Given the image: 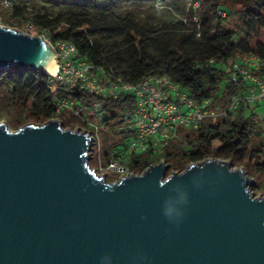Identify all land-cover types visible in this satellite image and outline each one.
<instances>
[{
    "label": "water",
    "instance_id": "obj_1",
    "mask_svg": "<svg viewBox=\"0 0 264 264\" xmlns=\"http://www.w3.org/2000/svg\"><path fill=\"white\" fill-rule=\"evenodd\" d=\"M43 35L0 25V69L48 71ZM93 139L58 119L0 122V264H264V196L228 160L167 172L164 160L109 182Z\"/></svg>",
    "mask_w": 264,
    "mask_h": 264
},
{
    "label": "trees",
    "instance_id": "obj_2",
    "mask_svg": "<svg viewBox=\"0 0 264 264\" xmlns=\"http://www.w3.org/2000/svg\"><path fill=\"white\" fill-rule=\"evenodd\" d=\"M71 1L73 5L67 10L34 14L29 34L43 35L51 45L72 42L80 58L128 82L166 74L198 102L212 98L228 106L233 96L243 92L245 84L234 82L218 64L229 63L237 53L264 56V0H234L226 11L218 0H211L209 10L202 2L193 12H188L185 4L181 6V0ZM158 3L170 6L177 18L157 20L154 14L146 18L135 14L134 10L144 7L155 9ZM220 11L226 15L221 16ZM25 12L15 6V14ZM50 79L43 70L16 65L0 69V84L11 91L15 102L35 122H44L58 113L52 104L56 95L79 100L87 107L100 104L105 126L136 108L132 97L113 99L79 89L68 90L51 84ZM62 123L64 128H72L69 122ZM256 126L257 116H245L240 109L232 119L180 128L164 147L163 156L156 157L152 151L133 154L129 164L133 171L141 173L162 159L167 163L175 159L174 169L183 171L190 163L224 158L232 167L242 166L250 174L255 170L257 176L264 177V145L252 147ZM120 145L119 141L113 142L105 157L109 160L111 151ZM255 182L259 186L258 180Z\"/></svg>",
    "mask_w": 264,
    "mask_h": 264
},
{
    "label": "built area",
    "instance_id": "obj_3",
    "mask_svg": "<svg viewBox=\"0 0 264 264\" xmlns=\"http://www.w3.org/2000/svg\"><path fill=\"white\" fill-rule=\"evenodd\" d=\"M220 15L225 16L226 13L220 11ZM29 31L28 29L27 33ZM52 47L56 53L59 70L54 75L49 74L51 84L113 99L125 96L135 99L134 112L121 116L122 120L129 124L127 129L133 136L128 140L127 147L118 146L111 151V158L104 167L108 173H116L120 177L138 173L133 171L129 164L133 154L148 151L157 153L158 150L164 149L180 128H197L206 118H228L237 113L242 105L255 109L260 101L264 106V56L255 53H237L226 67H223L234 82L243 81L245 84L243 92L233 96L228 106L224 107L221 102L212 98L202 102L196 101L166 74L149 75L137 83H132L121 76L107 74L103 68L80 58L72 42L61 41ZM52 104L57 107L58 113L68 108L75 116H82L83 110L105 116L98 103L87 107L79 100L56 95ZM88 126L85 123L81 130L89 132L93 139L92 156L97 140ZM163 127L172 130L174 135L165 133L158 136Z\"/></svg>",
    "mask_w": 264,
    "mask_h": 264
},
{
    "label": "rangeland",
    "instance_id": "obj_4",
    "mask_svg": "<svg viewBox=\"0 0 264 264\" xmlns=\"http://www.w3.org/2000/svg\"><path fill=\"white\" fill-rule=\"evenodd\" d=\"M208 1L210 2L211 0H181L180 4L181 6H184L185 4L188 12H193L194 9L201 6L202 2H205L206 6H204V8L209 10V8L207 7ZM218 2H220L222 5L221 9L225 11L234 4V0H218ZM72 5L73 4L71 0H0V25L7 28H15L18 31L27 33L28 29H32L30 28V25L32 23L31 20L34 14L42 10L60 12L67 10ZM15 6L23 8L26 12L23 15L15 14ZM134 11L138 18H146L149 14H154L157 20L177 18L171 12L170 6L161 5L160 3L156 4L155 9L144 7L142 9ZM200 13L201 11L199 12V14ZM44 38L46 39V41H48V38H46L45 36ZM218 67H226V64L220 63L218 64ZM263 108L264 107L262 105L257 107V112L262 113ZM236 114L237 113L230 115L229 119L234 118ZM247 114H249V112H247ZM51 119H58L61 122H69L71 124L72 130H81L82 128H84L85 123H87L89 125L88 127L90 131L93 133L94 137L97 140V144L94 145V155H92L94 158H92L90 162L91 167L97 169L100 174L105 173L106 179L109 182L120 179V175L116 173H108L104 168L105 164L108 162V159L105 157L104 153L115 141H119L121 143V148L127 147L128 140H130V138L133 136L127 129L129 124L123 121L121 117L112 120L110 126H105L101 115H94L92 112L83 110L82 116H75L71 109L65 108L62 109L59 113L55 112L52 118L44 122H35L31 119L30 115L26 111L24 112L21 107H19V105L15 102V100L12 98L11 91L5 85L0 84V122L5 123L11 131H16L20 127L30 123L43 124ZM219 119L222 120L223 118H206L203 121L210 123ZM255 129L258 132L254 133L252 136V147L256 146L261 148V146L264 145V121L261 120L260 123L257 121V126ZM165 133L169 134L170 136L174 135V132L172 130L163 127L160 129L158 136H162ZM176 133H178V131ZM164 153V149H160L154 155H156V157H161L164 155ZM220 159L226 160L224 158ZM175 162V159H172L168 162L170 168L167 172V175H170L173 171H177L174 169ZM233 168H243L246 172V169L242 166H235ZM246 174L248 177L254 179V183L251 185V192H253V195L255 197H263L264 177L257 176L255 170H253L251 174ZM256 180H258L259 183V186L257 187L255 182Z\"/></svg>",
    "mask_w": 264,
    "mask_h": 264
},
{
    "label": "crops",
    "instance_id": "obj_5",
    "mask_svg": "<svg viewBox=\"0 0 264 264\" xmlns=\"http://www.w3.org/2000/svg\"><path fill=\"white\" fill-rule=\"evenodd\" d=\"M263 106L262 102H258L257 103V107L259 106ZM257 107L255 109H253L252 107H248L247 105H242L240 109L244 110V115L245 116H249L250 114L254 113L257 116V121L261 122V120L264 121V108H263V112L262 113H258L257 112ZM264 107V106H263ZM239 112V111H238ZM237 112V113H238ZM247 112H249V114H247ZM260 117V118H259Z\"/></svg>",
    "mask_w": 264,
    "mask_h": 264
},
{
    "label": "bare ground",
    "instance_id": "obj_6",
    "mask_svg": "<svg viewBox=\"0 0 264 264\" xmlns=\"http://www.w3.org/2000/svg\"><path fill=\"white\" fill-rule=\"evenodd\" d=\"M58 70H59V63L55 61V66L53 67V69L49 70L48 73L54 75L56 74V72H58Z\"/></svg>",
    "mask_w": 264,
    "mask_h": 264
}]
</instances>
